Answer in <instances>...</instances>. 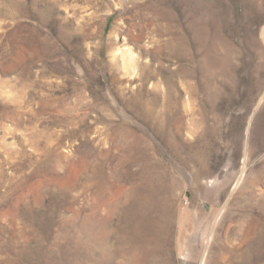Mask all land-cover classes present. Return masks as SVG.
I'll return each instance as SVG.
<instances>
[{
	"label": "rangeland",
	"instance_id": "rangeland-1",
	"mask_svg": "<svg viewBox=\"0 0 264 264\" xmlns=\"http://www.w3.org/2000/svg\"><path fill=\"white\" fill-rule=\"evenodd\" d=\"M0 264H264V0H0Z\"/></svg>",
	"mask_w": 264,
	"mask_h": 264
},
{
	"label": "built area",
	"instance_id": "built-area-1",
	"mask_svg": "<svg viewBox=\"0 0 264 264\" xmlns=\"http://www.w3.org/2000/svg\"><path fill=\"white\" fill-rule=\"evenodd\" d=\"M185 202H186V200H185Z\"/></svg>",
	"mask_w": 264,
	"mask_h": 264
}]
</instances>
